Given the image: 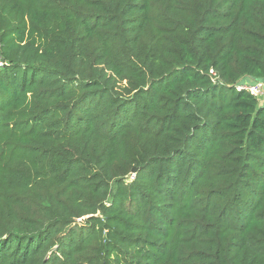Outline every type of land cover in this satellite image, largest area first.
<instances>
[{
    "label": "trees",
    "instance_id": "16d2710c",
    "mask_svg": "<svg viewBox=\"0 0 264 264\" xmlns=\"http://www.w3.org/2000/svg\"><path fill=\"white\" fill-rule=\"evenodd\" d=\"M245 78L264 0H0V264H264Z\"/></svg>",
    "mask_w": 264,
    "mask_h": 264
},
{
    "label": "built area",
    "instance_id": "2783aa9c",
    "mask_svg": "<svg viewBox=\"0 0 264 264\" xmlns=\"http://www.w3.org/2000/svg\"><path fill=\"white\" fill-rule=\"evenodd\" d=\"M237 90H246L253 96L258 97V95L262 94L264 92V82L262 81H256L253 84L247 85L245 83L238 84L236 86Z\"/></svg>",
    "mask_w": 264,
    "mask_h": 264
},
{
    "label": "rangeland",
    "instance_id": "374dc122",
    "mask_svg": "<svg viewBox=\"0 0 264 264\" xmlns=\"http://www.w3.org/2000/svg\"><path fill=\"white\" fill-rule=\"evenodd\" d=\"M253 82H254L253 80L248 79V78L243 79V83H245L247 85L253 84ZM258 99H259L260 102H263V100H264V92L262 94L258 95Z\"/></svg>",
    "mask_w": 264,
    "mask_h": 264
},
{
    "label": "water",
    "instance_id": "95a60500",
    "mask_svg": "<svg viewBox=\"0 0 264 264\" xmlns=\"http://www.w3.org/2000/svg\"><path fill=\"white\" fill-rule=\"evenodd\" d=\"M131 172H132L133 174L136 173V172H137V167H133L132 170H131Z\"/></svg>",
    "mask_w": 264,
    "mask_h": 264
}]
</instances>
